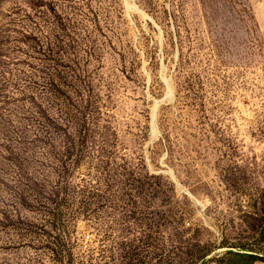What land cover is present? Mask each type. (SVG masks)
I'll list each match as a JSON object with an SVG mask.
<instances>
[{"label": "rangeland", "instance_id": "1", "mask_svg": "<svg viewBox=\"0 0 264 264\" xmlns=\"http://www.w3.org/2000/svg\"><path fill=\"white\" fill-rule=\"evenodd\" d=\"M264 262V0H0V264Z\"/></svg>", "mask_w": 264, "mask_h": 264}, {"label": "crops", "instance_id": "2", "mask_svg": "<svg viewBox=\"0 0 264 264\" xmlns=\"http://www.w3.org/2000/svg\"><path fill=\"white\" fill-rule=\"evenodd\" d=\"M253 264H264V262H254Z\"/></svg>", "mask_w": 264, "mask_h": 264}]
</instances>
